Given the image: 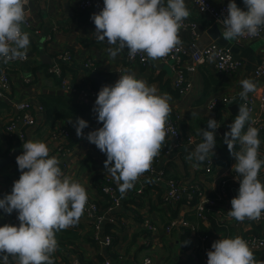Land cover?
<instances>
[{"label": "crops", "instance_id": "0c3cea01", "mask_svg": "<svg viewBox=\"0 0 264 264\" xmlns=\"http://www.w3.org/2000/svg\"><path fill=\"white\" fill-rule=\"evenodd\" d=\"M217 3H229V0H214ZM190 16L185 19L196 22L201 36L199 44L202 46L218 42L215 36L222 31L210 14L198 10L191 0H185ZM238 7L246 10L243 0H235ZM92 12L80 10L75 2L65 0H30L28 5V18L30 26L23 25V29L30 34V47L28 58L24 61H11L8 64L0 63V71L7 70L12 80L13 91L8 98L0 99V158H6L18 149L19 155L23 152V143L28 140L44 141L50 148V155L58 157L62 172L73 180L80 182L87 190L88 195L99 205V211L91 216L82 214L77 225L68 228L76 231L71 241L58 245L53 255L54 264H73L75 260L87 264H103L110 259L114 264H139L146 257L152 259V264H202L199 246L201 236L209 233L215 238L236 237L259 229L264 234V225H257L245 219L238 222L228 216L231 209V199L223 207V214L218 220L211 218L200 220L190 213L185 202V194L180 200L173 199L165 204L164 197L168 192V180L176 179L186 183H199L208 191L215 187L217 190L220 177L230 176L235 158L229 153L223 136L229 131L231 124L238 114L243 90L241 80L251 78L256 82L257 88L248 96H258L261 92L262 82L255 78L254 70L259 60L264 56V35L253 41H246L243 45L235 44V39L229 42L236 46L232 51L235 59L241 60V66L233 75H227L216 70L213 64L199 66L188 77L193 87L186 94L177 90L175 82L177 72L160 60H150L148 67H143L126 61V49L113 60L106 49L110 47L106 42H96L95 24L91 19ZM214 27L216 29H214ZM179 36L184 44L191 40L190 33L181 29ZM182 43V44H183ZM64 51L72 54L73 58L67 62L60 58ZM93 60L94 69L85 66L87 60ZM186 56L184 64L189 62ZM54 64L60 65L70 82L77 87L86 86L100 90L103 85H113L120 74L131 72L138 79H144L149 85H155L158 94L167 93L171 96L169 101L172 108L169 119L174 114L180 115L181 139L178 147L171 146L166 137L165 146L160 151L161 158L152 163L155 171H147L139 177L134 187L128 190L123 197L117 188L118 202H113L109 196L102 192V185L109 175L105 171L104 161L107 157L98 154L95 144L84 137H78L70 119H62L56 123L53 130L45 126L46 110L41 112L37 106L42 103V96L64 97L74 104L88 109L89 115L87 132L102 127L98 123L96 114L92 111L95 100L82 104L80 99L66 92L60 86V78L48 73V68ZM104 77L96 81L92 73ZM212 95L235 96L237 101L230 104H220L216 109H210L207 100ZM32 102V113L40 118L37 126L26 127L23 119L18 117L16 104L22 101ZM44 106V105H43ZM236 106V107H234ZM212 117L219 123L216 131V145L214 154L220 162V170L208 174L204 171V161L198 168L193 167L195 161L186 157L194 150L196 144L201 142V128H207V120ZM14 121L16 129L9 137L6 126ZM74 121V120H73ZM70 128L76 137H65L61 129ZM264 138L261 141L264 148ZM260 152L261 145H260ZM264 155V154H262ZM163 174L160 180L159 175ZM20 170L15 160L0 166V198L12 190L15 180L19 179ZM260 178L264 181V168L261 169ZM144 192L136 200V192L142 186ZM97 214L105 217L102 225V237L110 235L112 243L105 240L96 241L93 236ZM186 217L198 224L197 233L193 234L189 228H179L172 233L160 231L152 236L149 245L144 244L145 238L151 231L145 225V219L159 227L165 226L171 219ZM111 220H114L111 222ZM5 223L19 225L17 212L6 214L1 209L0 226ZM187 234V235H186ZM188 236V240L184 237ZM261 259V258H260ZM264 259V258H263ZM0 264L6 262L0 258ZM7 264H18L16 258L9 257Z\"/></svg>", "mask_w": 264, "mask_h": 264}, {"label": "clouds", "instance_id": "9594fccd", "mask_svg": "<svg viewBox=\"0 0 264 264\" xmlns=\"http://www.w3.org/2000/svg\"><path fill=\"white\" fill-rule=\"evenodd\" d=\"M246 10L229 0L227 16L218 21L224 25L222 36L230 41L256 37L264 31V0H243ZM29 0H0V62L26 60L30 34L23 29L27 22ZM103 8L93 13L96 42H106L111 59L124 49L130 57L146 54L148 60H162L179 51V36L184 20L190 16L185 0H103ZM202 10H205L203 2ZM145 56H141L143 61ZM243 100L257 84L251 78L240 81ZM167 93L158 94L155 85L138 79L134 73L120 74L113 85H103L92 111L102 127L84 129L88 121L77 117L73 123L78 137L86 138L103 153L105 171L118 186L121 197L134 187L154 158L165 146L171 129L172 108ZM251 110L239 105L238 114L223 136L229 153L235 158L232 171L239 182L238 194L231 199L228 216L238 222L259 220L264 213V181L260 178L264 158L260 156L259 129L252 126ZM220 123L210 117L207 128L200 129L201 142L186 157L198 168L209 154L214 155L216 131ZM175 135V133H173ZM16 157L19 179L10 193L0 198V209L6 214L17 212L19 225L0 226V258L9 257L18 264H54L58 247L56 233L78 224L88 200L86 188L66 176L59 159L50 155L49 146L41 140L23 143ZM207 264H264L256 258L248 241L240 236L215 240L207 252Z\"/></svg>", "mask_w": 264, "mask_h": 264}, {"label": "built area", "instance_id": "2783aa9c", "mask_svg": "<svg viewBox=\"0 0 264 264\" xmlns=\"http://www.w3.org/2000/svg\"><path fill=\"white\" fill-rule=\"evenodd\" d=\"M30 1V0H29ZM67 2H75L80 10H89L92 13L99 12L104 4L103 0H65ZM195 7L201 12H205L211 15L215 23H217L222 31H224V25L218 21H222L227 16V5L228 3H217L214 0H191ZM203 2L205 4V10H202ZM29 5V4H28ZM28 5L26 7L27 12V22L25 25L30 26V21L28 18ZM184 26L181 28L190 33L191 40L188 44H182L179 51L174 50L170 55L160 60L164 63H168L172 69H174L178 77L176 79L175 85L178 91L182 94H186L193 87V82L188 77L189 73L195 72L199 66L206 64H213L216 70L227 75H233L241 66V60L235 59L232 54L231 48L220 45L217 42L210 43L208 45L202 46L199 44V38L201 32L199 26L196 22H190L184 20ZM264 35V31H261L260 35L256 37H241L235 39V44L243 45L246 41H253L261 38ZM145 56L142 61L141 56ZM188 56L190 58L187 64L183 63L184 58ZM28 58V54H27ZM60 58L64 61H71L73 56L70 52L64 51ZM19 60V59H17ZM13 60V61H17ZM27 60V59H26ZM24 61V60H19ZM126 61L129 63H134L143 67H148L150 65V60L146 58V54L140 53L135 57H130L128 54V49H126ZM1 63V62H0ZM85 66L94 69L96 67L93 60L89 59L85 63ZM48 73L60 78V86L66 92L77 95L82 104H87L91 100H96L98 95V90L86 86H74L70 80L66 77L63 69L60 65L54 64L48 68ZM255 78L259 79L261 84V92L258 96H248L247 100L241 98L242 104H247L251 110V118L254 121L252 126L259 129V138L262 141L264 138V56L259 60L254 70ZM13 91L12 80L10 74L7 70L0 71V99L10 97ZM237 101L235 96H216L212 95L207 100V105L210 109H216L220 104H230ZM16 110L18 112V117L23 119L26 127L37 126L42 120L32 113L33 104L32 102L22 101L17 103ZM41 112H45V107L39 103L37 106ZM171 129L168 132L167 138L171 141V146L178 147L180 145L181 131H180V115L178 113L174 114V118L169 119ZM16 129V124L11 121L6 126V131L8 136L11 137ZM97 129V128H96ZM61 134L65 137H76L75 133L70 128H63L60 130ZM86 133L87 127L83 130ZM175 133V135H173ZM264 142V141H263ZM261 144L260 156L264 158V148ZM98 154L102 157H107L105 153L101 152L96 147ZM161 154L155 157V163L161 158ZM155 164L151 165V172L155 171ZM220 162L216 159L215 154L204 161V171L208 174L215 173L216 170H220ZM163 178V174L160 173L159 179ZM219 185L217 190L215 187L208 191H205L199 183H186L181 182L176 179L168 180L169 189L164 197L165 204L171 203L173 199L180 200L185 194V202L187 209L190 213L196 215L200 220L207 221L211 218L217 220L221 225L224 223L218 220L219 216L223 214L222 207L224 203L233 198L238 194L239 182L235 179V173L233 172L230 176L220 177ZM145 185H142L136 192V200L142 196L144 192ZM102 192L109 196V198L117 203V188L114 183V179L109 174L105 178V182L102 185ZM99 211L98 203L93 200L88 195V200L85 205L83 214L91 216ZM1 212V209H0ZM97 221L95 223V232L93 238L96 241L105 240L108 244L112 243V237L110 235H105L102 237V225L104 224L105 217L102 214H97ZM248 220V219H247ZM114 220H111L113 222ZM256 223L257 225H264V213H262L259 220H248ZM146 227L151 231L150 236L145 238L144 244L149 245L152 241V236L156 233L163 231L166 233H172L174 230L179 228H189V230L195 234L198 231V224L190 221L186 217L173 218L165 226L159 227L154 225L149 218L145 219ZM244 240L248 241L250 247L255 252H260V258H264V236L256 233L240 234ZM218 240L214 235L205 233L201 236V244L199 246L200 255L202 258V264H207V252L211 250L212 243ZM73 264H87L86 262H81L80 260H75ZM103 264H114L112 260L107 259ZM139 264H152V259L146 257Z\"/></svg>", "mask_w": 264, "mask_h": 264}, {"label": "trees", "instance_id": "16d2710c", "mask_svg": "<svg viewBox=\"0 0 264 264\" xmlns=\"http://www.w3.org/2000/svg\"><path fill=\"white\" fill-rule=\"evenodd\" d=\"M42 103L46 109V121L45 126L49 130H53L56 126V123L62 119H72L75 121L77 117H81L85 120L89 118L87 113L88 109L82 105L74 104L69 99L64 97H51V96H42ZM170 117V116H169ZM173 118V116L171 117ZM170 118V119H171ZM259 229L254 230L253 233L264 236V234L257 233ZM76 231L65 229L56 233V239L58 245L66 243V241H72ZM187 235V234H186ZM185 236L184 239L188 240ZM256 258L264 261L263 258L260 259V252L254 253Z\"/></svg>", "mask_w": 264, "mask_h": 264}, {"label": "water", "instance_id": "95a60500", "mask_svg": "<svg viewBox=\"0 0 264 264\" xmlns=\"http://www.w3.org/2000/svg\"><path fill=\"white\" fill-rule=\"evenodd\" d=\"M214 29H216V28L214 27ZM215 37H216L215 39L218 41L217 42L218 44L227 46V47L231 48L232 51L234 49H236L235 45H233L232 43H230L229 41H227L223 38L221 31H218V35ZM163 65H165V63H163ZM102 77H104V76H102L96 72L92 73V78H94L96 81H98L99 79H102ZM234 107H236V106H234ZM18 155H19V150L16 149L13 152V154H11L10 156H8L6 158H0V166L6 165V163L11 162L12 160H15Z\"/></svg>", "mask_w": 264, "mask_h": 264}]
</instances>
